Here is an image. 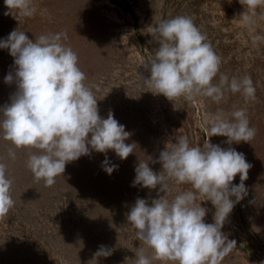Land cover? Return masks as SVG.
<instances>
[{
    "label": "rangeland",
    "instance_id": "rangeland-1",
    "mask_svg": "<svg viewBox=\"0 0 264 264\" xmlns=\"http://www.w3.org/2000/svg\"><path fill=\"white\" fill-rule=\"evenodd\" d=\"M33 5L36 14L25 17L0 0V39L15 29L25 31L30 39L66 33L64 43L78 55L85 83L98 99L100 116L107 118L111 111L132 133L125 142L137 147L123 160L113 150L106 154L93 150L67 163L62 176L48 186L27 167L28 156L38 150L15 148L0 132V162L7 165L14 200L0 220V264H94L100 245L112 253L98 258V264H136L141 251L152 264H175L156 259L137 238L127 216L137 198L151 203L162 195L171 200L195 190L172 178H167L169 189L164 193L159 185L156 189L133 186L134 169L151 157L149 166L163 172L159 154L170 149L177 137L186 136L191 146L202 147L208 138L205 118L239 108L246 109L256 130L254 138L231 145L224 143L226 137L210 138L213 144L244 153L251 164L243 182L247 195L235 204L222 229L236 245L221 264H264V4L255 10L246 0H33ZM245 14L251 17L249 23L242 19ZM179 15L191 17L206 35L221 59L220 73L251 77L255 99L225 89L220 102L202 94L170 101L146 85L143 77L150 73L143 64L158 47L150 29L161 19ZM13 61L7 49H0V106L10 103L16 92L15 82L4 81L15 71ZM219 79L218 74L213 82ZM10 151H15L14 158ZM105 155L118 165L111 174L102 167ZM233 183H240L239 174ZM201 199L198 196L196 203L208 209L204 220L213 223L215 207Z\"/></svg>",
    "mask_w": 264,
    "mask_h": 264
},
{
    "label": "clouds",
    "instance_id": "clouds-1",
    "mask_svg": "<svg viewBox=\"0 0 264 264\" xmlns=\"http://www.w3.org/2000/svg\"><path fill=\"white\" fill-rule=\"evenodd\" d=\"M8 9L20 15L36 14L33 0H4ZM255 10L264 0H246ZM245 23L249 15L242 17ZM151 36L158 47L153 58L145 62L150 75L143 77L155 94L172 101L184 96L202 94L220 102L225 89L255 99V87L250 76L220 73L221 59L207 37L189 16L161 19L152 25ZM66 33L41 34L30 39L25 31H11L0 39V49H7L14 58L15 71L5 75V83L16 85L10 103L0 106V132L15 148H33L27 167L37 180L48 186L56 183L65 172L66 164L91 151L107 153L113 150L126 159L137 147L126 143L132 135L125 130L110 111L107 118L99 114L98 99L85 83L86 74L78 63L77 53L64 43ZM219 74V83L214 78ZM153 93V91H151ZM208 134L203 146H191L186 136L177 137L170 149L160 152L158 161L163 172H154L149 160L139 161L134 169L133 186L140 185L164 193L169 189L167 178L176 183L190 184L195 191L178 193L169 200L162 195L148 202L137 198L127 220L136 236L149 246L156 259L175 264H221L222 258L236 245L222 231L236 203L247 195L243 183L251 164L244 153L233 147L224 148L210 141L223 136L224 143L251 141L255 128L250 126L246 109L226 114L223 110L205 118ZM9 155L14 158L15 151ZM154 163L156 161H153ZM103 170L111 174L118 165L110 163L107 155ZM7 165L0 162V220L14 206L11 196L12 180L6 174ZM239 174L240 183H233ZM210 201L215 207L214 222L206 223L208 209L196 203L197 197ZM235 197V199H233ZM259 231V228H256ZM112 250L100 245L94 253L108 257ZM136 264H152V259L137 253Z\"/></svg>",
    "mask_w": 264,
    "mask_h": 264
}]
</instances>
